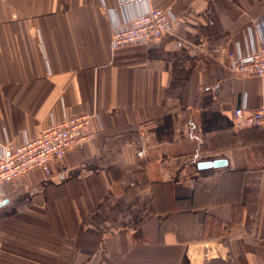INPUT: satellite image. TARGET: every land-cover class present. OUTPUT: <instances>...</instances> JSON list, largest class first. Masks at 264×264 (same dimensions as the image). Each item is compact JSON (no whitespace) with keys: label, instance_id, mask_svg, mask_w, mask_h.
<instances>
[{"label":"crops","instance_id":"1","mask_svg":"<svg viewBox=\"0 0 264 264\" xmlns=\"http://www.w3.org/2000/svg\"><path fill=\"white\" fill-rule=\"evenodd\" d=\"M149 6L171 30L114 48ZM263 37L264 0H0V153L65 116L95 133L0 190V264H264V126L233 115L264 76L226 65Z\"/></svg>","mask_w":264,"mask_h":264},{"label":"built area","instance_id":"2","mask_svg":"<svg viewBox=\"0 0 264 264\" xmlns=\"http://www.w3.org/2000/svg\"><path fill=\"white\" fill-rule=\"evenodd\" d=\"M153 1V0H147ZM177 16L172 7L149 6L145 11L122 22L113 23L112 46L121 48L145 43L171 30ZM226 65L233 73L244 76H264V37L249 50H233L227 53ZM247 94L243 93L233 115L237 126L263 127L264 104L247 113ZM92 116L88 113L65 116L45 125L33 138L20 144L7 142L0 153V190L21 175L33 170L51 173V164L63 160L76 145L92 141L95 133ZM3 196L0 195V202Z\"/></svg>","mask_w":264,"mask_h":264},{"label":"water","instance_id":"3","mask_svg":"<svg viewBox=\"0 0 264 264\" xmlns=\"http://www.w3.org/2000/svg\"><path fill=\"white\" fill-rule=\"evenodd\" d=\"M227 163V159L225 158H218V159H213V160H209V161H202L200 162L198 165L200 167H218V166H223ZM4 201H1L0 204H3Z\"/></svg>","mask_w":264,"mask_h":264}]
</instances>
